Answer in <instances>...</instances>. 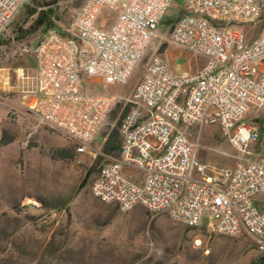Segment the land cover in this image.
Masks as SVG:
<instances>
[{
	"label": "built area",
	"instance_id": "obj_1",
	"mask_svg": "<svg viewBox=\"0 0 264 264\" xmlns=\"http://www.w3.org/2000/svg\"><path fill=\"white\" fill-rule=\"evenodd\" d=\"M27 1L0 0V37ZM174 1L84 0L70 32L51 29L34 49V100L27 107L78 153L101 157L92 187L100 200L123 212L142 205L191 228L246 233L264 251V0H187L166 40L205 64L177 74L153 54L120 123V151L93 146L120 98L85 91V78L126 83ZM259 24L250 38L245 26ZM251 114L257 122L248 121ZM209 124H219L242 152L234 167L214 174L199 160ZM124 168L142 172L143 181L128 179Z\"/></svg>",
	"mask_w": 264,
	"mask_h": 264
},
{
	"label": "rangeland",
	"instance_id": "obj_2",
	"mask_svg": "<svg viewBox=\"0 0 264 264\" xmlns=\"http://www.w3.org/2000/svg\"><path fill=\"white\" fill-rule=\"evenodd\" d=\"M186 1H174L159 26V35L126 83L104 85L85 78V91L120 98L93 143L96 149L105 151V143L111 139L113 151H118L120 122L131 109L133 90L153 54H161L177 74H194L205 63L204 57L166 40ZM83 2L28 0L0 37V67L6 68L0 71V84L7 76H17L27 49L33 44L36 47L46 34L42 28L29 31L37 14L29 16L28 10L50 8L56 22L53 29L68 33ZM259 28L260 24L244 30L255 38ZM0 92L10 98L0 100V136L4 131L11 140L0 142V264H264V254L246 233H219L206 225L191 228L142 205L123 212L117 204L100 200L92 187L100 174L101 157L95 151L78 153L70 139L12 101L10 91L0 87ZM259 116L264 126V110ZM248 121L255 123L257 118L251 114ZM189 136L194 139L196 134ZM201 142L204 148L199 160L207 166L208 174L234 167L242 155L219 124L206 125ZM92 166V174L80 188ZM99 222L108 223L111 233L109 223L117 224L123 245L120 239L90 247L75 245L85 242L74 239L78 230Z\"/></svg>",
	"mask_w": 264,
	"mask_h": 264
},
{
	"label": "crops",
	"instance_id": "obj_3",
	"mask_svg": "<svg viewBox=\"0 0 264 264\" xmlns=\"http://www.w3.org/2000/svg\"><path fill=\"white\" fill-rule=\"evenodd\" d=\"M35 48H36L35 44H33L32 47L27 49L24 64L22 67L18 68L20 71L18 72L17 76H14V77L7 76L5 81L0 84L1 88H3L4 90L10 91V93H12L13 95L12 101L17 103L18 105L25 106V107H27V105H29L34 100V96L30 93V90L33 87L34 76L36 74V68H37V59L34 53ZM204 64L205 63H202L200 65V67L197 69V72L202 68ZM2 69L4 71L6 70L5 67H0V71H2ZM102 94H106V93H102ZM121 144H122V140L120 144L117 145V149H118L117 152L113 151L115 150V148H110L109 150H105V151L118 153L120 151ZM123 172H124V175L132 181L141 183L144 179L143 173L136 169L124 168ZM69 211L72 215V210H69ZM109 224L112 225L111 230L113 231V233L109 232L108 223H103V222L93 223L87 230L86 229L78 230L77 237L74 239L79 240V241H85V242L75 243V245L90 247L96 244L100 245L101 242H105V241L113 240V239H120L123 245V236H121V234L119 233L120 227L117 226V224L113 222ZM83 231L88 232V234H83ZM121 254L123 255V252H121Z\"/></svg>",
	"mask_w": 264,
	"mask_h": 264
},
{
	"label": "trees",
	"instance_id": "obj_4",
	"mask_svg": "<svg viewBox=\"0 0 264 264\" xmlns=\"http://www.w3.org/2000/svg\"><path fill=\"white\" fill-rule=\"evenodd\" d=\"M27 14L29 16L37 14L35 20L33 21V23L31 24V26L29 28L30 32L42 28L44 33H47L49 30L53 29L54 26L56 25L55 19L53 17L52 10L50 8L48 10H43V9L38 10V8L34 7L32 9L28 10ZM263 128H264V126L262 125V129ZM9 141H11V140L7 139L5 137V132L3 131L2 135L0 136V142L4 144V143H7ZM110 148H113L111 139L107 140V142L105 144V149L106 150H109ZM93 169H94V166H92L91 168L88 169L83 182L80 184V188H82L86 184V182L88 181L90 175L93 172Z\"/></svg>",
	"mask_w": 264,
	"mask_h": 264
},
{
	"label": "bare ground",
	"instance_id": "obj_5",
	"mask_svg": "<svg viewBox=\"0 0 264 264\" xmlns=\"http://www.w3.org/2000/svg\"><path fill=\"white\" fill-rule=\"evenodd\" d=\"M259 252H261V253H263V254H264V251H259Z\"/></svg>",
	"mask_w": 264,
	"mask_h": 264
}]
</instances>
